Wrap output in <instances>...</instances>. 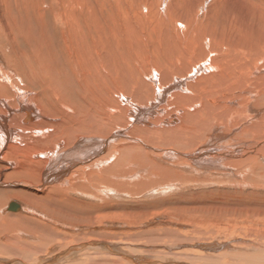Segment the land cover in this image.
Here are the masks:
<instances>
[{"label": "bare ground", "instance_id": "bare-ground-1", "mask_svg": "<svg viewBox=\"0 0 264 264\" xmlns=\"http://www.w3.org/2000/svg\"><path fill=\"white\" fill-rule=\"evenodd\" d=\"M52 1L55 4L53 16H51L54 25L50 29L47 26L46 16H34L36 25L32 26L30 22L20 19L22 15L12 12L15 5H7L6 0H0V179L2 181L8 180L6 182L10 184H21L27 192H30V188L43 192L41 198L49 199H44V203L48 201L47 205L43 204V201L39 203V206L43 207L52 206L62 197L64 204L72 205V196L66 195L69 188L71 193L76 188L86 190L92 198H98L97 192L106 189L113 192L120 191L121 194L123 187H121L122 190L113 188L114 183L111 184L113 179L107 178L118 174L116 177L118 180L126 181L124 178H119V171L131 173L133 176H120L133 177L131 180L133 181L134 175L143 176L145 180L149 179L152 175L150 173L154 170L155 176L151 177L158 178L150 177L152 182L154 183L153 180L157 179L167 183L166 180L170 181L175 177L173 174L185 176L184 173H195L198 170H206L204 173L210 174L217 173L214 167H218L219 171L234 172L235 167H238V171L242 167H247L245 168L247 173L239 172L243 176V174L251 173L248 169L254 163L264 166V31L255 30L253 33L243 31L247 27L244 20L241 27L237 26L239 30L235 29L227 41L214 39L211 33L204 31L197 35V41L192 46L191 38L182 29V21L176 22V25L171 26L170 29L163 27L162 22L150 21L155 31L154 37H151L145 31V22L149 21L146 17L141 22L138 34L132 33V28L126 20L122 19L118 22L115 19L109 29L112 37L108 39L101 34L98 36L94 34L91 37L96 38L98 42H90L83 39L84 31L80 26H84L87 33L91 28L102 33L104 10L96 12L92 8L93 16H86L88 8L86 0H79V3H74L78 0H66V8L72 14H78L81 9L84 15L71 16L69 11L59 10L61 5L59 0ZM120 1H114L117 12H119L117 7L121 10L123 8L119 5ZM203 1L198 0L197 4L193 3L191 10L194 12V9L196 7L198 9ZM4 5H7L5 6L8 12L6 17L1 13ZM94 6L104 7L106 2L102 0L98 5L94 3ZM122 11L125 14L128 12L124 9ZM126 17L131 18V24L134 27L133 17L124 16ZM56 19L66 29L58 41L54 39V32L61 28ZM2 21L5 30L1 25ZM25 29H29L30 38H27L28 43L21 50L31 49L26 60H21V69V64L17 63L12 48L15 54L18 53V37ZM120 30L129 36L126 42L121 43L125 51L124 56L114 46L115 32ZM233 35L238 37L235 42H233L234 39L230 41ZM101 36L104 37V42ZM137 41L146 44L144 51L131 57L129 49L136 45ZM150 42L152 46L148 45ZM3 50H8V53H4ZM174 53L180 55L171 56ZM10 60L13 62L11 63ZM219 65L224 66L229 72H223L224 70L218 72L216 66ZM208 70H213L215 74L206 82L204 80L202 83L197 82L192 104L197 105L199 99H207L214 106L220 102L221 96L227 93L226 87H230L232 93L229 97L237 99L235 105H230L234 113L231 116L232 122L224 112L222 117L214 114H211L213 117H209L199 113L197 107L176 113L172 111L176 108L175 101L183 96L182 93L189 92L188 87L193 78L197 79V76H202L203 72L208 74ZM116 71L120 72L122 83L115 82ZM92 80L99 94L93 99H82L80 102L71 104L74 98L69 96L74 86L83 85L85 90L93 89ZM38 81L44 85L43 88L39 89ZM219 92H223L222 95H218ZM60 98L62 101L59 102L57 99ZM233 128H236L235 131ZM216 131L221 134L219 135L221 139L226 136L229 139L244 138V140H241L238 147L235 144V146L229 143L224 144L225 142L221 144L219 141L213 143L214 140L210 141L208 138ZM166 136L171 140H162ZM119 153L127 154L129 158L120 168L119 165L115 166L117 168L115 174L112 171L116 168L112 169L111 166L119 163L113 159ZM158 155H170L177 160L165 162L163 165L154 161ZM111 160L112 162L107 166L106 163ZM159 162L162 160L160 159ZM251 170L254 171L253 167ZM258 171L261 175L264 168L259 166L256 172ZM179 178L178 181L175 177L173 180L177 182L170 181V183H180L189 177ZM233 179L237 181L240 177ZM143 182L141 184L139 182L140 185L136 184V186L141 189ZM198 182L199 180L195 179L189 180L186 187ZM147 184L144 186L145 189L148 188ZM132 185L135 186V182ZM58 189H61V195ZM131 191L134 194L136 190ZM20 193L16 195L20 200L23 198L22 204L15 201L8 203L0 199V220H4L1 224L13 223L14 220H8V218H12L16 213L22 214L26 209L24 208L26 201L31 203L33 200L32 202L37 204L38 201H34L33 196H38L39 193L30 195L22 191ZM220 195L225 196L223 193ZM75 201L78 204L81 203L77 199ZM11 203L14 205L9 207ZM44 211L45 209L42 212ZM42 216L44 217L43 214ZM84 218L86 221L88 216L85 215ZM26 219L24 217L21 220L29 223ZM103 227L106 228V226ZM258 227L260 229L259 224H257ZM20 228L29 230L30 227L24 225ZM109 228L116 227L109 226ZM37 232H39L38 228L35 233ZM27 234H29L28 231L26 236ZM38 236L41 238L39 245L29 242L34 238L31 240L27 238L29 240L26 241L25 238L19 239V235L17 242L13 239L0 242V255L10 254L12 251L15 256L27 258L32 254L48 251L46 247L44 248L48 235H42L40 232ZM82 237L84 239L85 236ZM181 242L183 243V239ZM92 243L96 248L113 246L100 239ZM214 244L218 245L215 241L198 243L199 248L203 250H197L198 254L195 257H186L187 263L230 264L236 259L233 263L238 264L237 258L243 256L242 250L238 249L236 256L223 262L220 258L227 257L225 253L213 255L207 252L208 250L214 252ZM255 244L257 245L255 242L252 244V249H256ZM258 245L261 246V244ZM225 247L229 248V245ZM79 249L77 244L70 248H63L53 252L52 257L41 258L36 264H50V262L59 264L61 262H55L60 261V257L68 260ZM252 251L261 260L264 259V247H257ZM93 255H86L85 264H123L120 259L116 260L117 262L112 259L109 263L107 262L109 260H106L107 256ZM122 256L128 260L126 264H147V261L153 258L150 259L149 255V257L145 255L141 260L134 254L123 252ZM174 256L179 257L178 259L182 258L181 254ZM20 258H16L13 262L21 261ZM159 261L164 262L161 264H184V262L168 259ZM21 262L33 264L23 259Z\"/></svg>", "mask_w": 264, "mask_h": 264}, {"label": "rangeland", "instance_id": "rangeland-1", "mask_svg": "<svg viewBox=\"0 0 264 264\" xmlns=\"http://www.w3.org/2000/svg\"><path fill=\"white\" fill-rule=\"evenodd\" d=\"M100 1L102 0H86V4L88 5L86 16H93L92 8L96 12L104 10L102 16H105L102 31L103 34L93 30V28H91L90 32L87 33V29L84 26H80V28L84 31L83 39L90 42H98L96 38L93 39L91 37L94 34H97V36L98 34H101L108 39L112 37V35L109 33V29L112 21L115 19H117L118 22H120L122 19L126 20L128 25L132 28V33L135 32V34H138V31L141 27V22L146 17L149 18V21L145 22V31L151 37H154L155 31L152 29L150 21L157 23L162 22L164 24L163 27H167L168 29H170L171 26L176 25V22L182 21V29L191 38L192 46L194 42L197 41V35H200L201 32L204 31L211 33L214 39H222L227 41L230 37V34L235 32L237 26L241 27V23L244 20L246 21L247 27H245L243 31L251 33H253L255 30L264 31V0H241L242 2H240V0H204L202 4L198 6V9L197 7L194 9V12L191 10V5L193 3L197 4L198 0H121L119 5L121 8L123 6L122 10L124 9L128 11L126 14L123 13L119 7L117 8L120 13L116 11L114 4L115 0H104L106 2V6L104 7L94 6V3L98 5L100 4ZM59 2L61 4L59 10L69 11L66 8V0H59ZM79 2L80 1L78 0V2L75 1L74 3ZM6 4L15 5L12 9V12L22 15L20 16V19L30 22L32 26L36 25L34 16L42 15L46 16L45 19L47 21V26L50 29H52L54 25L51 16H53L55 4L52 0H6ZM7 5H4L1 8V13L5 14L4 17H6L8 13L5 10V6ZM235 12L236 14L240 15L238 16L234 14ZM169 13L171 14L169 15ZM71 16L84 15L80 9L78 14L74 15L71 13ZM124 16L133 17L134 27L131 24V18H124ZM1 25L3 26V21ZM254 26L255 28H253ZM60 28L61 30L58 28L54 32L55 41H58L62 32L66 31V29L61 25ZM5 29L6 28L3 26V30ZM14 30L18 33L16 28H14ZM104 37L101 36L102 42L105 41ZM128 37L129 36L123 34L121 30L115 32L114 46L120 53H123L122 56H124L125 51L123 50L121 43L126 42ZM27 38H30L29 29H25L23 34L18 37V53L15 54L14 49L12 48L13 54L17 59V63L21 64V69V60H26V57L29 55V50L31 49L30 48L27 51L21 50V48L24 47L26 43H28ZM231 39L232 40L230 41H233L234 39L233 42H235L237 41L235 39H238V37L233 35ZM144 45L146 44H141L137 41L136 45L131 46L129 49L131 57L135 54H141V52L144 51ZM148 45L152 46V42H150ZM3 51L4 53H8V50ZM66 54L68 55L69 53ZM175 55L179 56L180 54L174 53V55L171 56ZM10 62L12 63L13 61L10 60ZM216 70L218 72H221V70H224L223 72H229L224 66L221 65L216 66ZM208 71V74L203 72L202 76L198 75L197 79L193 78V81H191L188 87L189 92L182 93L183 96L179 97L175 101L176 108L172 111L173 113H176L180 110L194 109L197 107V111L199 113L209 117H213L211 114H214L217 117H222L224 112L228 115L229 121L232 122L231 116L234 113L230 105H235L237 99H231L229 97V94L232 93L230 87H226L225 91L227 93L224 95H222L223 92L218 93V95L222 96L220 102L214 106L212 102L207 99H199L197 101V105L192 104L197 82L202 83V80L206 82L212 75L215 74L213 70ZM114 80L117 83L123 82L119 71L115 72ZM92 83L94 85L95 82L92 80ZM38 87L40 89L43 88L44 85L38 81ZM84 87L85 86L83 85L74 86L70 96L68 91L69 98H74L72 99L71 104H73V102H80L82 99H93L99 94L95 85L93 89L85 90ZM57 100L60 102L62 101V98ZM233 129L235 131L236 128ZM219 135L221 134L216 131V133L214 132V134L209 135L208 139L210 141L214 140L215 142L213 141V143L219 141V143L223 144L225 142L224 144L229 143L231 146L236 145V147L240 146V142L244 140V138H237L239 139L238 141L237 139H229V137L226 136L224 139H221ZM165 138H168V136L163 137L162 140H171L169 138L168 140H165ZM122 158L123 161H121ZM127 158H129L127 154L119 153L116 158H113L114 161H118L119 163H115L116 165L111 166V168L114 169L118 167V165L120 168L121 165L127 163ZM159 158L162 160V162H159ZM176 160V158L170 155H158L155 157L154 161L156 163L165 165V162H176ZM111 162L112 160L106 163V165L108 166ZM259 166L264 168V166L260 165L259 163L252 164L255 172L251 170V167L248 169V171L251 173L247 175L243 174V176L239 172L244 173L245 168L247 167H242L240 171L237 170L238 167H235V169L232 168L234 172L219 171L218 167H214L215 172L217 173H204L206 170H198L195 173L190 172V174L184 173V175L189 178L180 183H170V181H179V177L182 179L185 176L173 174V177L175 176L176 180H173L175 177L173 178L171 176L173 179L169 178L171 180H166L167 183L161 182L157 179L153 180V183L152 179L158 178L151 177L153 175L155 176L154 170H152L150 173L152 175L149 176V179L146 178L145 180L143 176L134 175L133 181H131L133 177H128L131 178L128 179L127 177L125 178L124 176H120H130L132 175L131 173L127 174L124 173V171H119V178H124L126 181L118 180V178H116L118 177V174L111 175L107 178L114 180V182L111 180V184L114 183V185H116L114 186L112 184L113 188L116 187L122 190L121 187H123V193L121 194L120 191L113 192L106 189L99 190L97 192L96 195L98 198H92L89 196V192L86 190L76 188L71 193V189L69 188L66 195L70 194L72 196V205L64 204V199L62 197L61 199L56 200L52 206L43 207H40L39 203L43 201V204L47 205L48 201L44 203V199L49 200L47 198H41L43 197V192H37L31 188L30 192H27V190H25L26 188H23L21 184H10L6 182L8 180H5L4 182L2 179H0V184H2L0 185V199L5 200V202L8 201L9 203L15 201L19 204H22L21 200L23 198L21 197L22 199L20 200L17 196L20 194L23 195L20 193L21 191L27 193L28 195L39 193L38 196H33L34 201H38L37 204L32 202L33 200L31 201L32 204L26 201V206H23L26 209L22 212V214L16 213L14 216H12V218H8V220H14L13 223L1 224V222H4V220H0V242L8 241L9 239H13L17 242V236L19 235V239L24 240L25 238L26 241L29 240L27 238H30V240L34 238V240L29 242L31 244L39 245V243H41V241H39L41 238L38 236V234L41 232L42 235H48L47 240H45L46 242L44 241V248L46 247L48 251L32 254L27 258L15 256L14 253L10 251V254L0 255V264H23L21 262L22 259L25 260V262L28 261L36 264L37 262H40V259L43 257H52L53 252L67 247L70 248L72 245L76 244L78 247H80V249L78 252L75 251V255L72 258L67 260L66 258L60 257V261H56L55 263L61 262L59 264H85L84 261L87 262L85 259L86 255L91 256L95 254L97 257L107 256L108 258L106 260H109L107 261L109 263L112 259L115 260V262H117L116 260L120 259L123 264H126L125 262H128V260L122 256L123 252L124 254H134L141 260L145 255H149L150 257H148L150 259L153 257L151 260L147 261V264H161L164 262L159 260L163 261L164 259L176 260L179 262H184V264H188L186 257H195L198 254L197 250H203L199 248V245H197L198 243H212V241H215V243L217 242L218 245L214 244V252H211V250H208L207 252H210L213 255H221L225 253L227 257L220 258L223 262L228 260L230 257L236 256V253L238 252L237 250L240 249L242 250L243 256L237 258L238 264H247L248 262H253L254 264L263 262L264 264V259L261 260L257 255L254 254V251H252L256 250L257 247H264V178H262L264 177V172L261 173V175L260 171H258V173L256 172ZM116 171L117 168L112 172H115L116 174ZM150 177L152 179H150ZM238 177L243 180L238 179L235 181L233 179ZM142 178H144V180H142ZM115 179L117 180L115 181ZM136 179H138V181ZM193 179L196 181L199 180L198 184L192 185L190 183L191 185L186 187L187 182ZM259 180H262L263 182H260ZM142 181H144V185H142L143 187L141 186V189H139L140 187L137 186H139ZM134 182L135 186L132 185ZM139 182L140 184H138ZM146 183H148V188L146 187L147 189L144 188ZM124 188H126V190ZM136 188L139 190L137 191ZM58 190L60 191L61 195V189ZM131 190L136 191H134L135 193L133 194ZM85 192L86 194H84ZM220 193L225 194V196H221ZM50 199L54 200L55 198ZM75 199L81 201V203H76ZM4 205L5 204H3V206ZM43 209H45L44 212H42ZM10 212L12 213V211H9V213ZM41 212L44 217L42 216ZM85 215L88 216L86 221H84V219H86L84 218ZM19 217H22L23 219L26 217V220L29 223L22 222V218L20 219ZM252 218L254 220L256 219L258 222H263L258 223L256 220L253 221ZM246 220L250 224H247ZM257 224H259L260 229L259 227L257 228ZM24 225H29V230L20 228ZM103 226H106V228ZM109 226H114L116 228L111 229ZM37 228L39 230V232H37L38 234L35 233ZM27 231L29 234L26 236ZM258 234L260 236H258ZM82 236H85L84 239ZM98 239L113 246H109L107 248L101 246L96 248L94 245H92V242ZM182 239L183 243L181 242ZM254 242L257 243V245L255 244L256 249H252V244H254ZM227 244L229 245V248L225 247ZM258 244H261V246ZM231 248L233 250H231ZM175 254H181L182 258H175ZM16 258H20L21 261L13 262L16 260ZM235 260L230 262V264H234L233 262ZM52 263L54 264V262H50V264ZM195 263L196 262H192V264Z\"/></svg>", "mask_w": 264, "mask_h": 264}, {"label": "water", "instance_id": "water-1", "mask_svg": "<svg viewBox=\"0 0 264 264\" xmlns=\"http://www.w3.org/2000/svg\"><path fill=\"white\" fill-rule=\"evenodd\" d=\"M14 205V203H11L10 205H9V207H12Z\"/></svg>", "mask_w": 264, "mask_h": 264}]
</instances>
